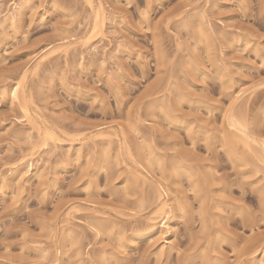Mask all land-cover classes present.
Listing matches in <instances>:
<instances>
[{
    "label": "rangeland",
    "instance_id": "1",
    "mask_svg": "<svg viewBox=\"0 0 264 264\" xmlns=\"http://www.w3.org/2000/svg\"><path fill=\"white\" fill-rule=\"evenodd\" d=\"M0 264H264V0H0Z\"/></svg>",
    "mask_w": 264,
    "mask_h": 264
},
{
    "label": "bare ground",
    "instance_id": "2",
    "mask_svg": "<svg viewBox=\"0 0 264 264\" xmlns=\"http://www.w3.org/2000/svg\"><path fill=\"white\" fill-rule=\"evenodd\" d=\"M172 224H173V223H172L171 220L169 219V220L165 221V222L162 224V226H166V228L168 227V230H169V228H170V226H171Z\"/></svg>",
    "mask_w": 264,
    "mask_h": 264
}]
</instances>
